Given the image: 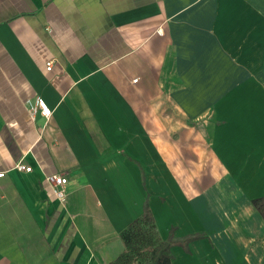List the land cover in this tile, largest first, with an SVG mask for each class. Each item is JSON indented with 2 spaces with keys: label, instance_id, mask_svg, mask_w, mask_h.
Instances as JSON below:
<instances>
[{
  "label": "crops",
  "instance_id": "0c3cea01",
  "mask_svg": "<svg viewBox=\"0 0 264 264\" xmlns=\"http://www.w3.org/2000/svg\"><path fill=\"white\" fill-rule=\"evenodd\" d=\"M1 172L0 264H264V0H0Z\"/></svg>",
  "mask_w": 264,
  "mask_h": 264
},
{
  "label": "trees",
  "instance_id": "16d2710c",
  "mask_svg": "<svg viewBox=\"0 0 264 264\" xmlns=\"http://www.w3.org/2000/svg\"><path fill=\"white\" fill-rule=\"evenodd\" d=\"M254 206L258 209L261 215L264 217V198L257 199L254 202ZM142 226L151 227L154 231V234L150 236V244L153 246V250L151 252V259L148 264H171L173 260V255L171 254V248L173 246H181L185 249L186 252H189L188 245L194 241L202 240L206 238L205 235H193L182 240H175L173 236L174 230L171 231L170 237L167 241L159 242L156 239V230L154 226V219L150 213L149 207L146 204L145 206V215L142 222H138L137 224L130 227L128 231L124 233V240L128 244V251L130 247L134 244V234H137L141 231ZM128 253V252H127ZM126 253V254H127ZM124 254L122 258L116 264H128L127 256Z\"/></svg>",
  "mask_w": 264,
  "mask_h": 264
},
{
  "label": "built area",
  "instance_id": "2783aa9c",
  "mask_svg": "<svg viewBox=\"0 0 264 264\" xmlns=\"http://www.w3.org/2000/svg\"><path fill=\"white\" fill-rule=\"evenodd\" d=\"M53 68V63L50 62L47 64V70L51 71ZM134 83L138 82V79L133 81ZM31 106V114L35 115L37 112H41L46 118H50L52 115V111L51 109L46 105L45 101L42 98H37L36 101L34 103L30 104ZM16 169L20 172H31L32 168L31 167H27L23 164H18L16 166ZM6 175L5 172H1L0 173V179L4 178ZM47 182L53 187L54 193L56 195V197L62 202L64 203L66 201V192L64 190V186L68 183V180L60 175H52V176H48L46 178Z\"/></svg>",
  "mask_w": 264,
  "mask_h": 264
},
{
  "label": "rangeland",
  "instance_id": "374dc122",
  "mask_svg": "<svg viewBox=\"0 0 264 264\" xmlns=\"http://www.w3.org/2000/svg\"><path fill=\"white\" fill-rule=\"evenodd\" d=\"M154 234L151 227L142 226L141 231L134 234V244L126 255L128 264H148L151 259L153 246L150 244V236Z\"/></svg>",
  "mask_w": 264,
  "mask_h": 264
}]
</instances>
